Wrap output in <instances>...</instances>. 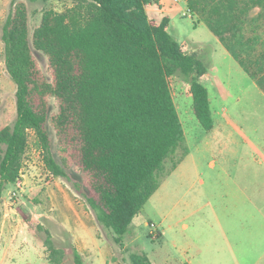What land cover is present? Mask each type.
<instances>
[{
	"label": "trees",
	"instance_id": "obj_1",
	"mask_svg": "<svg viewBox=\"0 0 264 264\" xmlns=\"http://www.w3.org/2000/svg\"><path fill=\"white\" fill-rule=\"evenodd\" d=\"M47 2L48 0H28ZM158 0H73L45 9L32 32L24 0H13L2 23L5 69L16 85V115L0 128V201L14 185L29 131L45 168L65 179L88 204L97 223L121 242L159 183L189 153L171 91L179 79L200 125L214 121L207 69L169 33L170 18L148 17ZM229 55L264 92V0H184ZM47 58L48 77L33 51ZM57 103L50 112L49 98ZM56 137L55 147L48 128ZM47 261L62 249L50 234ZM74 264H83L74 251ZM129 264H153L141 252Z\"/></svg>",
	"mask_w": 264,
	"mask_h": 264
},
{
	"label": "rangeland",
	"instance_id": "obj_2",
	"mask_svg": "<svg viewBox=\"0 0 264 264\" xmlns=\"http://www.w3.org/2000/svg\"><path fill=\"white\" fill-rule=\"evenodd\" d=\"M24 1L30 32L45 9L61 11L73 2ZM12 2L0 0V35ZM145 10L156 22L168 16L172 37L185 42L205 65L202 81L208 89L214 129L206 131L200 125L186 87L175 79L171 91L190 153L161 180L121 242L97 223L86 201L65 179L44 167L35 134L29 131L21 167L24 184L8 185L0 201V264H51L46 258L47 233L63 251L59 264H74V251L83 264H129L131 252L146 254L153 264H264L257 243L246 240L242 246L230 247L223 236L224 231L229 240L235 233H257L264 217V92L184 0L151 1ZM33 52L48 77L46 56ZM15 91L0 40V128L15 118ZM49 103L51 114L55 113L56 100L51 97ZM48 128L55 147L54 130L50 124ZM224 185H241L250 202L236 196L238 210L229 219L221 214L218 222L210 204L219 208Z\"/></svg>",
	"mask_w": 264,
	"mask_h": 264
},
{
	"label": "crops",
	"instance_id": "obj_3",
	"mask_svg": "<svg viewBox=\"0 0 264 264\" xmlns=\"http://www.w3.org/2000/svg\"><path fill=\"white\" fill-rule=\"evenodd\" d=\"M214 126H213L212 130L214 129ZM212 130H210V131H212ZM189 153H190V150H189ZM211 189H213V188H211ZM213 194H212V197L214 198ZM222 194L224 195V198H223L224 200L221 199L218 201L219 202L218 203L219 204L218 209L214 208L213 204H210V206H211L210 212L213 213V217L218 222L221 219V214H222V216L226 215L225 218L229 219L230 216L232 215L233 211L238 210V205L236 203H234V200H233L236 196H241L243 198V201H245L247 203L250 202V199L248 198L247 194L244 191V188H242L241 185H224ZM255 209L257 211L259 210L257 208H255ZM225 218H222V219H225ZM258 224H259V228H258L257 233H254V232L235 233V235L234 234L231 235L232 240L231 239L229 240L230 237L224 231L223 236L225 237L226 244H228V246H230V247H233V245L234 246H242L243 245L242 243H245L246 240L249 243L255 242L258 244L259 252L264 254V217H261V220L258 222ZM260 224H261V226H260ZM225 225H227V224H225ZM183 226L185 229L188 228L187 224H184ZM226 228H228V225L226 226ZM186 264H190V263L187 262Z\"/></svg>",
	"mask_w": 264,
	"mask_h": 264
},
{
	"label": "built area",
	"instance_id": "obj_4",
	"mask_svg": "<svg viewBox=\"0 0 264 264\" xmlns=\"http://www.w3.org/2000/svg\"><path fill=\"white\" fill-rule=\"evenodd\" d=\"M175 1H178V0H175ZM40 153L42 154L41 150H40ZM21 167H22V166H21ZM44 167H45V166H44ZM49 172H50V171H49ZM22 176H23V174H22V169L20 168L19 176H18V178H17V180H16V182H15V184H14V185H16L17 187H20L21 185L24 184V182L20 179ZM13 195H15V191H12V192H11V196H13Z\"/></svg>",
	"mask_w": 264,
	"mask_h": 264
}]
</instances>
